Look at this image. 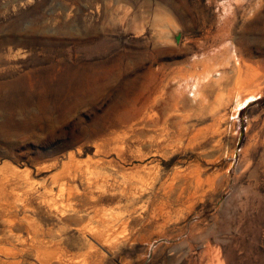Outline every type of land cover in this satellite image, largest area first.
<instances>
[{
    "label": "rangeland",
    "instance_id": "1",
    "mask_svg": "<svg viewBox=\"0 0 264 264\" xmlns=\"http://www.w3.org/2000/svg\"><path fill=\"white\" fill-rule=\"evenodd\" d=\"M260 2L0 0V264H264ZM45 48L114 78L52 110Z\"/></svg>",
    "mask_w": 264,
    "mask_h": 264
},
{
    "label": "bare ground",
    "instance_id": "2",
    "mask_svg": "<svg viewBox=\"0 0 264 264\" xmlns=\"http://www.w3.org/2000/svg\"><path fill=\"white\" fill-rule=\"evenodd\" d=\"M261 7L263 9H262V12H260L258 14V17H261L263 15L264 5H262L261 2L255 5L254 15H255V11L261 9ZM34 38H35L34 41L37 42V41L41 40L42 42H44L45 44H48L49 46L56 45V43H58L53 39L45 40L43 38H39L36 36ZM45 51H47L45 56H42V57L39 56V59L36 62L32 63L31 61H29L28 63L38 66L41 70L45 71L46 73H51V74L53 73L54 74V79L52 80V82L51 83L48 82L49 84H47V88L50 91V95L48 98V104H49L50 109H52V110L55 108H58V109L63 108L65 106L69 105L70 103H72L73 99L75 100V98H78L79 102L81 104H85L88 100L89 94L95 89L97 84L100 81H102L105 85H109V82L111 81V79L115 73L113 71L114 64L110 63V61H108V60L105 62H102V63L100 62V63H92V64H86V63L78 62L79 61L78 60L77 62L75 61V62L69 64V63H65V61L62 59H56V57L54 55V50L52 48H49V49L45 48ZM238 63H239V61H238ZM127 69H128V67H127ZM124 71H125V69H124ZM14 83L15 82H8V81L0 80V106H3V107L8 108V109H12V110H17L18 108L22 109V110H28L30 108L29 104L20 105L19 98L22 97V93H21V90L18 89V86H16L18 83H16V84H14ZM239 86H240V84H239ZM239 86H238V88H239ZM120 87H119V89H120ZM241 88H242V85H241ZM154 89H156V88H154ZM236 90H238V89H236ZM115 91H116V89H115ZM240 91H242V89L239 90V92ZM119 92L126 93L125 95H128V93L124 90V88L120 89ZM240 98H241V95H240ZM147 99L151 100V98L149 99V97H147ZM236 99H238V98H236ZM241 100H242V98H241ZM152 102L153 103L155 102L154 98H153ZM238 102L241 103L240 99ZM166 110H167V108H166ZM136 116L140 117V113L136 112ZM144 116L145 115L143 114L141 117H144ZM144 119L146 120L147 118L145 117ZM152 121L153 120H151V122ZM198 176H200V175L198 174ZM199 183H200V178L197 177L195 179V183L194 184L192 183V184L197 187ZM171 186H173V185H171ZM173 189H172V191H173ZM164 192H166V191H164ZM80 197H81V195H80ZM201 257H203V255Z\"/></svg>",
    "mask_w": 264,
    "mask_h": 264
}]
</instances>
